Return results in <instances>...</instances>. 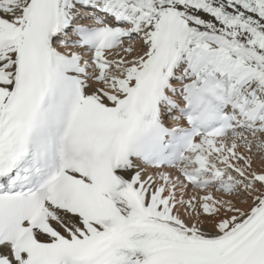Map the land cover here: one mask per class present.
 I'll use <instances>...</instances> for the list:
<instances>
[{"label": "snow or ice", "instance_id": "1", "mask_svg": "<svg viewBox=\"0 0 264 264\" xmlns=\"http://www.w3.org/2000/svg\"><path fill=\"white\" fill-rule=\"evenodd\" d=\"M0 264H264V0H0Z\"/></svg>", "mask_w": 264, "mask_h": 264}]
</instances>
